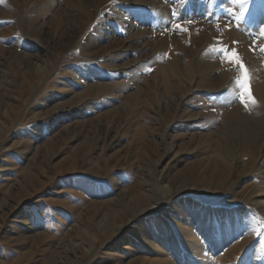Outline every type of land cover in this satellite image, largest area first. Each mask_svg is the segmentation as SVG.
<instances>
[{
	"label": "rangeland",
	"instance_id": "rangeland-1",
	"mask_svg": "<svg viewBox=\"0 0 264 264\" xmlns=\"http://www.w3.org/2000/svg\"><path fill=\"white\" fill-rule=\"evenodd\" d=\"M262 7L0 0V264H264Z\"/></svg>",
	"mask_w": 264,
	"mask_h": 264
},
{
	"label": "snow or ice",
	"instance_id": "snow-or-ice-1",
	"mask_svg": "<svg viewBox=\"0 0 264 264\" xmlns=\"http://www.w3.org/2000/svg\"><path fill=\"white\" fill-rule=\"evenodd\" d=\"M238 2H239V8L241 10V16L243 18H247L246 16H244V11L247 10L249 4L257 3V0H238ZM261 15H264V7L261 8ZM227 58L230 62H235L237 58V54L233 52L230 55H227ZM244 92L247 93L249 99H251L249 89L247 88V86L244 87ZM252 102L255 103V101Z\"/></svg>",
	"mask_w": 264,
	"mask_h": 264
},
{
	"label": "bare ground",
	"instance_id": "bare-ground-1",
	"mask_svg": "<svg viewBox=\"0 0 264 264\" xmlns=\"http://www.w3.org/2000/svg\"><path fill=\"white\" fill-rule=\"evenodd\" d=\"M205 43V42H204ZM201 65H200V67H202V68H204V69H207V66H209L210 64H208V63H206V64H202V63H200ZM209 70H211V69H209ZM256 89H257V92L256 93H258V95L262 98V100H263V102H264V89L263 90H261V88L260 87H256ZM264 204V203H263Z\"/></svg>",
	"mask_w": 264,
	"mask_h": 264
}]
</instances>
